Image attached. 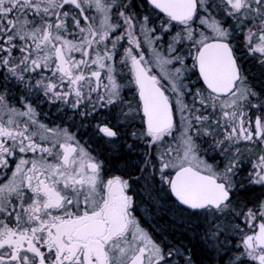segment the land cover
<instances>
[{
  "label": "snow or ice",
  "instance_id": "1",
  "mask_svg": "<svg viewBox=\"0 0 264 264\" xmlns=\"http://www.w3.org/2000/svg\"><path fill=\"white\" fill-rule=\"evenodd\" d=\"M0 264H264V0H0Z\"/></svg>",
  "mask_w": 264,
  "mask_h": 264
}]
</instances>
